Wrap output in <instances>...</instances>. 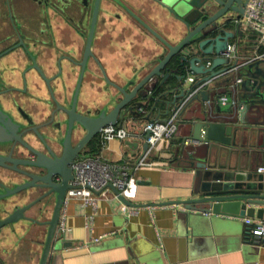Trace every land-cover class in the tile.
Instances as JSON below:
<instances>
[{
  "label": "water",
  "instance_id": "obj_1",
  "mask_svg": "<svg viewBox=\"0 0 264 264\" xmlns=\"http://www.w3.org/2000/svg\"><path fill=\"white\" fill-rule=\"evenodd\" d=\"M152 1L181 22L184 26L181 38L172 42L145 25L160 41L158 46L162 47V54L149 65L137 69L124 85L116 84L110 106H103L98 115L91 117L78 113L75 104L64 109L68 126L64 151L61 156L36 151L33 165L42 173L30 175L31 182L14 189L0 183L3 188H0V207L7 205L9 197L27 188H49L54 196L55 209L45 223L25 214L36 202L19 206L14 212L5 210L0 215V235L6 229L14 231L21 221L47 226L40 264H47L53 248L69 244L66 237L58 240L56 234L73 179V162L103 128L123 126L128 121L137 127L162 121L163 117L177 112L180 120L187 115L181 123L188 133L175 154L176 159L183 157L192 161L197 184L191 199L163 205L183 206L187 216L197 218V222L201 216L210 214L214 217L234 216L227 212L231 208L244 209L247 217L264 219V208H257L264 206V173L250 164L242 165L238 172L239 159L237 162L234 157L238 152L235 149L240 146L239 133L241 140L249 141L252 129L262 136V143L253 145L256 149L253 154L264 163V55H254V47L240 48L247 32L244 15L249 0ZM234 41V54L227 56ZM104 95L106 104L109 99L106 92ZM77 128L85 133L73 146L72 131ZM151 134V129H147L141 135L144 153L148 151L147 140ZM128 144L132 146L131 142ZM234 160L237 166L230 164ZM13 170L24 173L18 168ZM110 187L119 195L118 188ZM119 198L127 206H133L122 196ZM216 229V223H213L210 230Z\"/></svg>",
  "mask_w": 264,
  "mask_h": 264
},
{
  "label": "crops",
  "instance_id": "obj_2",
  "mask_svg": "<svg viewBox=\"0 0 264 264\" xmlns=\"http://www.w3.org/2000/svg\"><path fill=\"white\" fill-rule=\"evenodd\" d=\"M131 1L141 8L150 25L163 37L172 42L181 38L184 26L166 9L152 0L144 5L139 0ZM103 27L112 29L109 41L117 65L124 60L131 65L125 73L116 71L118 80L125 82L136 74L138 67L149 65L162 54V47L154 36L149 32L141 33L133 22L116 18ZM107 41L100 40L102 48ZM235 44L236 41L232 47L235 48ZM245 47H254V55L264 54V40L250 30L241 41L240 48ZM88 94V91L84 94L85 101L90 99ZM96 99L104 103V92L97 93ZM186 117L185 114L181 118L171 142L161 143L152 154L154 165L134 172L141 184L137 183L136 198L128 200L133 206L124 210L126 204L113 190L108 198L100 199L96 207L85 206L79 199L68 200L60 219L67 230L58 227L56 238L66 237L69 244L53 248L47 264H264V243H258L251 226L246 224V219L259 218L245 216L244 209H229L227 212L234 216H201L197 222V218L187 216L183 206L163 205L191 199L197 184L192 161L183 157L176 159L175 154L188 133L181 123ZM146 126L143 123L136 127L128 121L123 125L129 132L128 139H115L105 147L98 139L97 146L87 148L84 154L100 155L120 168L133 166L144 153L141 135ZM249 132V141L241 140L240 133L238 135L240 146L234 156L237 162L239 159L238 172L242 165L264 167L261 158L253 154L256 150L253 145L262 143V136L252 129ZM245 134L248 136V132ZM230 164L237 166L238 163L234 160ZM37 219L42 221V218ZM213 223H216V231L210 230ZM47 232V226L28 221L17 223L14 231L6 229L0 235V264H40ZM106 234L109 236L102 241L93 242Z\"/></svg>",
  "mask_w": 264,
  "mask_h": 264
},
{
  "label": "flooded vegetation",
  "instance_id": "obj_3",
  "mask_svg": "<svg viewBox=\"0 0 264 264\" xmlns=\"http://www.w3.org/2000/svg\"><path fill=\"white\" fill-rule=\"evenodd\" d=\"M139 1L144 5L150 0ZM116 18L133 22L141 33L149 32V25L161 35L131 0H0L1 184L14 189L31 182L30 175L41 174L33 165L36 151L61 156L68 132L64 109L75 104L76 112L92 117L110 106L115 85L125 83L116 78V71L125 73L131 67L128 60L117 65L109 41L112 29L103 27ZM104 39L108 41L102 48ZM86 91L89 101L84 100ZM100 91L107 93L108 103L96 99ZM84 133L81 128L72 131L73 146ZM98 137L79 157L97 146ZM35 202L25 214L42 218L41 223L50 220L55 200L49 188L12 195L0 215Z\"/></svg>",
  "mask_w": 264,
  "mask_h": 264
},
{
  "label": "built area",
  "instance_id": "obj_4",
  "mask_svg": "<svg viewBox=\"0 0 264 264\" xmlns=\"http://www.w3.org/2000/svg\"><path fill=\"white\" fill-rule=\"evenodd\" d=\"M245 28L257 34L261 40H264V0H249L246 6ZM234 47H230V53L227 56H233ZM264 55V54H263ZM263 55H259L261 57ZM193 80V79H191ZM179 113H174L165 120L157 121L147 125L144 130L151 129L152 134L147 140L149 144L148 151L133 166L122 168L105 160L100 155H83L77 158L73 164V179L71 187L67 191L66 203L69 199L82 200L83 205L96 207L100 199H106L112 193L110 185L120 190L119 195L126 200H132L137 195V180L134 172L143 167H152V154L158 146L164 142H171L179 128ZM129 132L119 125H109L103 128L99 134V143L102 147L108 145L115 139H128ZM258 172L263 173L264 167H260ZM127 205L123 206L126 210ZM246 224L251 226V232L262 244L264 243V219L252 220L246 219ZM59 228L66 231L67 228L63 221H60ZM113 234V233H112ZM109 234L100 236L93 240L94 243L102 241ZM161 241V237H159Z\"/></svg>",
  "mask_w": 264,
  "mask_h": 264
}]
</instances>
